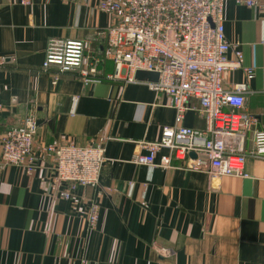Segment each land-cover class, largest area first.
<instances>
[{
    "label": "crops",
    "instance_id": "0c3cea01",
    "mask_svg": "<svg viewBox=\"0 0 264 264\" xmlns=\"http://www.w3.org/2000/svg\"><path fill=\"white\" fill-rule=\"evenodd\" d=\"M102 1L0 0V138L30 112L40 127L33 175L0 169V264H264L263 160L247 157L246 176L216 180L185 161L167 169L136 165V153L147 155L140 144L157 142L174 125L171 98L152 91L149 81L104 79L84 87L75 72L54 84L57 70L42 71L52 40L84 41L105 56L103 33L114 21L99 9ZM224 28L243 55L224 85L247 86L244 111L264 131V13L227 0ZM245 68L253 70L251 79ZM99 71L106 78L113 64ZM199 108L189 102L185 128L204 130ZM65 143H102L106 158L99 184L79 187L69 199L61 197L68 186L55 180L45 151ZM93 206L98 220L90 228Z\"/></svg>",
    "mask_w": 264,
    "mask_h": 264
},
{
    "label": "built area",
    "instance_id": "2783aa9c",
    "mask_svg": "<svg viewBox=\"0 0 264 264\" xmlns=\"http://www.w3.org/2000/svg\"><path fill=\"white\" fill-rule=\"evenodd\" d=\"M76 2L77 0H61ZM227 0H103L99 9L113 17V25L103 35L107 41L104 57L95 54L84 41L49 42L42 71L57 70L59 76L75 72L84 87L106 80L136 82L138 72L156 73L159 79L148 86L157 94L171 98L176 111L173 126L164 127L157 142H144L136 153V165L171 168L173 161H185L190 170L207 173L212 180L245 175L247 157L264 161V131L244 111L247 86L232 89L224 85L229 70L242 67L243 55L231 46L225 36L224 7ZM238 6L258 9L259 0H234ZM234 52L230 60L228 54ZM113 64V73L102 78L99 68ZM247 79L253 70L245 68ZM196 101L199 115L205 120L204 130L183 126L190 101ZM39 125L33 112L21 124L0 138V169L18 167L33 175L37 154L34 150ZM250 140L251 149L246 148ZM169 152L157 161L162 151ZM45 151L53 156L55 180L66 184L71 192L79 187H95L106 161L102 143L78 147L73 143L51 145ZM195 158L191 159V154ZM98 209L88 214V226L94 228Z\"/></svg>",
    "mask_w": 264,
    "mask_h": 264
},
{
    "label": "water",
    "instance_id": "95a60500",
    "mask_svg": "<svg viewBox=\"0 0 264 264\" xmlns=\"http://www.w3.org/2000/svg\"><path fill=\"white\" fill-rule=\"evenodd\" d=\"M136 80L137 81H149V82H152V83H156L159 79V76L158 74L156 73H148V72H138L136 74ZM191 156L193 158H195V154H191Z\"/></svg>",
    "mask_w": 264,
    "mask_h": 264
}]
</instances>
